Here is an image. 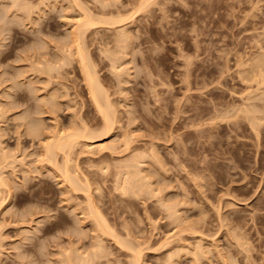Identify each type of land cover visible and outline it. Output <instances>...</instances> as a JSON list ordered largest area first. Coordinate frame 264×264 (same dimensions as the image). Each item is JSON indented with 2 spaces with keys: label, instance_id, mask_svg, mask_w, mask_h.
I'll use <instances>...</instances> for the list:
<instances>
[{
  "label": "rangeland",
  "instance_id": "374dc122",
  "mask_svg": "<svg viewBox=\"0 0 264 264\" xmlns=\"http://www.w3.org/2000/svg\"><path fill=\"white\" fill-rule=\"evenodd\" d=\"M140 1L0 0V264H264V0Z\"/></svg>",
  "mask_w": 264,
  "mask_h": 264
},
{
  "label": "bare ground",
  "instance_id": "6f19581e",
  "mask_svg": "<svg viewBox=\"0 0 264 264\" xmlns=\"http://www.w3.org/2000/svg\"><path fill=\"white\" fill-rule=\"evenodd\" d=\"M148 0H143V2L145 3V2H147ZM141 3H143L142 1H140ZM140 3V4H141ZM142 6V5H141ZM136 9V8H135ZM134 11H137V10H134ZM91 12V11H90ZM82 15V14H81ZM83 15H85L84 14V12H83ZM87 15V14H86ZM95 18H96V16H94ZM100 17V16H99ZM112 17H113V19H112ZM111 17V19L112 20H116V17H114V16H112ZM132 17V16H131ZM102 18V17H101ZM126 18H128V16L126 17ZM130 18V17H129ZM103 19V18H102ZM102 19H94L91 15L90 16H86V17H84L83 19H81V20H79L78 21V24H77V27H76V29H74V31H72V34H71V40L72 41H70V42H72V45H74V58L77 60V63L79 64V67H80V70H81V73H82V77H83V79H84V82H85V87H86V89H87V92H88V94H89V98H90V100H91V103L93 104V106H94V109L96 110V112L100 115V117H101V120H102V129L98 132H96V133H94L95 131H92L93 129H91V130H89L90 131V135H88V133L86 134V133H84L83 131H84V128L85 127H83V129H82V131H81V133H77V132H67L66 131V133L64 132V133H62V131H60L61 133H59V134H55V136L53 137V138H51V141H49V143H48V145L46 146L47 148L45 149V151H46V153H47V151L48 150H53L54 152L55 151H60V152H62L63 153V155H64V159H65V165L63 166V165H61L62 167L61 168H64L65 167V169H63L64 171V178H66V179H68L69 181H70V178H69V176L71 177V175H69V171H68V166H69V163H68V161H69V157L71 158V156H70V152H72L71 151V149L73 150V148L75 147V145H77L78 144V141L79 140H81V138L83 139H85V140H91L90 142H93L92 140L94 139H96V138H100V136H103V135H105V134H107V133H109L110 131H111V128H113L112 127V123H113V121L114 120H112L113 118H112V116L114 115V112H113V115H112V112L111 111H113V108L110 110V108H111V106H112V104H110V102H109V100H108V95H106V92L103 90L104 89V87H103V89H102V86L100 85L101 84V82L100 81H98V79H97V74H96V72H94L95 71V69L92 67L93 65L90 63L89 64V58L87 57V55H86V51L84 50V48L82 47V41L80 40L82 37V32L84 33V31L87 29V28H98V26H100V25H104V24H111V23H109V21L108 20H102ZM105 19V18H104ZM111 20V21H112ZM121 21V20H120ZM113 22V21H112ZM124 22V21H123ZM112 25V24H111ZM87 31V30H86ZM123 34V33H122ZM123 36V35H122ZM126 36V35H125ZM69 45H71V44H69ZM68 47H70V46H68ZM67 47V48H68ZM66 48V47H65ZM69 49L70 48H68V51H69ZM261 50V49H260ZM66 53H67V51H66ZM72 54V55H73ZM257 54V53H256ZM68 56L70 55V57H72L71 56V53L69 54V52H68V54H67ZM69 57V58H70ZM261 58V57H260ZM264 60V59H263ZM91 62V61H90ZM261 63V62H260ZM247 64V63H246ZM264 63L262 62V65H263ZM48 67H50L48 64H46ZM251 66V65H250ZM264 66V65H263ZM45 67V66H44ZM55 67V66H54ZM53 68V67H52ZM251 68V67H250ZM116 69V68H115ZM258 69H260L259 67H258ZM48 70H49V68H48ZM117 70V69H116ZM261 71H262V69H260ZM258 71V72H261V71ZM264 72V71H263ZM96 74V75H95ZM262 75H263V73H262ZM253 77H254V75H253ZM257 77V76H256ZM99 78V77H98ZM261 78H263V77H261ZM258 79V78H257ZM264 80V79H263ZM100 82V83H99ZM261 82V81H260ZM264 83V82H263ZM260 84V83H259ZM259 86V85H258ZM264 92V91H263ZM263 94V93H262ZM255 97H257V96H255ZM253 99V98H252ZM247 108V107H246ZM257 111V110H256ZM247 114H248V112H247ZM252 115V114H251ZM254 115V114H253ZM247 117V116H246ZM254 118V117H253ZM257 122V121H256ZM115 123V122H114ZM113 123V124H114ZM254 123V122H253ZM86 125V124H85ZM253 126V125H252ZM257 128V127H256ZM87 128H85V130H86ZM255 130V129H254ZM86 131H88V130H86ZM88 131V132H89ZM50 136V135H49ZM49 139V138H48ZM88 142V141H87ZM128 144V142L126 143V145ZM89 145V144H88ZM128 146V145H127ZM126 146V147H127ZM102 148V147H101ZM48 149V150H47ZM103 149H104V147H103ZM99 150V149H98ZM52 151V152H53ZM49 152V151H48ZM51 152V153H52ZM54 154V153H53ZM53 154H51V156H50V154L48 153L46 156H50V157H52L53 156ZM45 155V154H44ZM57 155V154H56ZM56 155H55V157H56ZM69 155V156H68ZM152 157V156H151ZM53 158H54V156H53ZM48 159V158H47ZM51 159V158H50ZM49 159V161H51ZM63 159V158H62ZM63 159V160H64ZM141 159V158H140ZM71 160V159H70ZM76 160V159H75ZM138 161V160H137ZM55 163V162H57V161H55V159H54V161H52V163ZM159 162V161H158ZM71 163V162H70ZM127 163V162H126ZM138 163V162H137ZM62 164H63V162H62ZM68 165V166H67ZM54 166H56V164L54 165ZM70 167V166H69ZM142 167V166H141ZM136 169H137V167H135ZM139 169V168H138ZM75 170H77V169H75ZM137 170H135V172H136ZM139 171V170H138ZM134 172V173H135ZM62 174V175H63ZM127 173H125V175H126ZM138 174V173H137ZM136 174V175H137ZM73 175H75V174H73ZM123 176H124V173H123V175H122V179H125V178H123ZM127 176V175H126ZM62 177V178H63ZM73 177V176H72ZM128 177V176H127ZM76 178V177H75ZM120 178V177H119ZM73 179V178H72ZM71 179V180H72ZM129 179V178H128ZM146 179V178H145ZM76 181H77V183H78V179L76 178L75 179ZM66 181V180H65ZM73 181V180H72ZM88 181V180H87ZM126 180H124V182H125ZM131 180H128L127 182H130ZM5 182V181H4ZM75 182V181H74ZM122 182V181H121ZM124 182H122L123 184H124ZM147 182V181H146ZM85 183V182H84ZM118 183H120V181L118 182ZM140 183V182H139ZM2 184V181L0 180V185ZM7 184V183H6ZM81 184V183H80ZM123 184H121L122 186H123ZM132 184V183H131ZM87 185V184H86ZM121 185L119 184V186L121 187ZM126 185V184H125ZM124 185V186H125ZM127 185H128V183H127ZM130 185V184H129ZM128 185V187H130ZM150 185V184H149ZM9 186V185H8ZM72 186V185H71ZM124 186H123V190H126V189H124ZM4 187H5V185H4ZM74 187H76V185H74ZM86 187V186H85ZM126 187V186H125ZM133 187V186H132ZM144 187V186H143ZM77 188H79V187H77ZM81 188V187H80ZM84 189V188H83ZM121 189H122V187H121ZM128 189V188H127ZM130 189H131V187H130ZM152 189V188H151ZM72 190V189H71ZM76 189H74L73 191H75ZM82 190V189H81ZM77 191V190H76ZM79 191V190H78ZM84 191V190H83ZM131 191H133V190H131ZM131 191H129V192H131ZM85 194H86V189H85ZM89 192V191H88ZM122 192V191H121ZM126 192H127V190H126ZM133 192H135V191H133ZM151 193V192H150ZM90 194H91V192H90ZM133 194V193H132ZM6 197V196H5ZM86 197H88L87 195H86ZM91 197H92V195H91ZM89 198L88 197V204H89V201H90V206H88V207H91V208H93V211H94V214H95V216H97V220H96V223H97V225H99V223H100V225L102 224V225H106L107 223L105 222V219H104V217H103V215L100 213V211L99 210H97V205H96V203H94V200L92 199V198ZM4 200V199H3ZM87 200V199H86ZM1 203V202H0ZM2 205V204H1ZM169 207H171V206H169ZM167 208V207H166ZM172 208V207H171ZM169 209V208H168ZM177 210V209H176ZM92 213V212H91ZM90 213V214H91ZM172 213V212H171ZM91 215H93V214H91ZM94 219V218H93ZM94 221H95V219H94ZM107 221V220H106ZM99 225V226H100ZM101 225V226H102ZM98 227V226H97ZM99 228V227H98ZM196 228V227H195ZM102 229V228H101ZM103 229H105L104 227H103ZM110 229V228H109ZM108 229V224H107V230H109ZM105 231V230H104ZM103 231V232H104ZM110 231H112V229H110ZM110 231H108L109 233H110ZM102 232V233H103ZM192 232V231H191ZM104 233H106V232H104ZM112 233V232H111ZM195 233V232H194ZM112 234H114V233H112ZM110 235V234H109ZM112 237H113V235H111ZM111 238V237H110ZM116 238H119V237H116L115 236V238L114 239H116ZM203 238V237H202ZM117 241L119 240V242H117L118 243V245L120 244V247H121V245L122 244H124L125 242L124 241H122V240H120V239H116ZM116 240H114V241H116ZM121 241H122V244H121ZM116 243V242H115ZM116 243V244H117ZM127 245V244H126ZM126 245H124V246H122L121 248H125V246ZM98 246V245H97ZM137 247V246H136ZM129 247H127V249H128ZM132 249V248H131ZM130 249V250H131ZM138 249V248H137ZM132 250H134V249H132ZM139 251V250H138ZM131 252V251H130ZM141 252V251H140ZM139 252V253H140ZM132 253H134V252H132ZM135 253H136V251H135ZM134 253V254H135ZM138 253V255H140ZM133 255V254H132ZM137 255V254H136ZM135 256V255H134ZM137 257H140V256H137ZM137 257H133L132 256V258H134V261H132L133 262V264H137L138 263V258ZM171 258V257H170ZM140 262V261H139Z\"/></svg>",
  "mask_w": 264,
  "mask_h": 264
}]
</instances>
